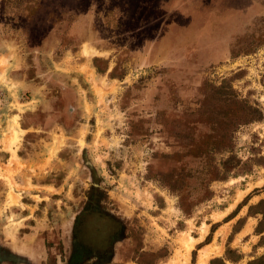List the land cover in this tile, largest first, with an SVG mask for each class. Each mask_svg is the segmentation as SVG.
<instances>
[{
	"label": "rangeland",
	"instance_id": "rangeland-1",
	"mask_svg": "<svg viewBox=\"0 0 264 264\" xmlns=\"http://www.w3.org/2000/svg\"><path fill=\"white\" fill-rule=\"evenodd\" d=\"M4 1L0 52L29 85L13 99H34L10 103L0 57V110L38 106L20 140L4 127L0 264H176L264 196V0Z\"/></svg>",
	"mask_w": 264,
	"mask_h": 264
},
{
	"label": "crops",
	"instance_id": "crops-1",
	"mask_svg": "<svg viewBox=\"0 0 264 264\" xmlns=\"http://www.w3.org/2000/svg\"><path fill=\"white\" fill-rule=\"evenodd\" d=\"M11 53L12 52L10 50L0 52V57L7 58L8 63H10V67L7 71V75L11 80L18 83V86L16 88L17 91L15 95L19 96L25 89L29 87V85L22 78L18 77L17 73L15 75H12V71L15 70L18 60L16 56ZM0 87H3V86L0 85ZM3 89L5 88L3 87ZM8 93H9L8 94L9 96L10 95L12 96L11 100H13V102H10L11 104L13 103L15 104L16 102L20 104H26V103L32 102L34 99V98H30L28 100L18 99L15 101L13 99L14 98L13 96L15 95H12L10 92ZM37 106L38 104L35 103L34 108L27 107L25 110L21 112L17 110L18 111L17 114L19 115V117L26 113L29 114L32 111H34L37 108ZM11 112L12 111L8 110L7 108L4 110V107H2V109L0 110V163L5 164V165L8 163H4L2 160L6 159L9 162L11 158V153L4 148V145H6V148H7L8 142L6 141L5 144H3L2 138L4 136V127L7 123L8 118H10L13 114L16 113V112L11 113ZM19 125L23 131V134L21 136L22 138L26 136V134L29 132V128L27 127V125L23 124L22 121L19 122ZM5 131L10 134L9 131L7 130ZM19 151L18 150L16 151L17 159L21 162L29 163L26 160V158L19 153ZM14 163L11 165L12 167L14 166ZM37 163L38 161L35 162V164ZM2 173L4 174L3 171ZM19 184L24 185V182L22 183L19 182ZM12 191L13 193L16 194L14 189H12ZM7 193L9 194V189ZM246 197L247 195H245L242 199L240 198L241 200L239 199L240 201L234 206V208H232L230 211L226 213L224 212V215L221 218H218L219 220L217 219L215 221L210 222L209 223L210 226L214 225V228L211 232H208L206 236L204 235L207 232V230L203 232L202 236L200 237L197 236L196 238L192 236L196 240L194 242V245L196 244L197 246L195 248L196 252L197 250L198 251L200 250V253H199L200 257H198L199 255L196 254L195 259L192 262V257L190 260V256H191V251H190V256H187V261L185 264H187L189 260H190V264H210V260L215 257L222 258L225 264H247L248 261L254 260L258 258L259 256L264 255V230L260 232L256 231V227L258 226L259 221L262 219V215L260 213L249 214V206L256 204L260 199H264V196L257 195L258 197L257 201L253 204H248L244 208V213L241 215H238V212L241 210V208L245 206L248 200L251 198L250 195H248L246 204L242 205L238 209L236 214L229 216L233 212V210H235L237 205ZM22 199L23 197L21 196V198H19V202L24 203ZM15 204L16 203H14V205ZM207 228H208V225L206 224V229ZM224 230H225V233L222 236L221 234L222 232H219V231H224ZM214 233L215 234L217 233V235L215 236L216 246L212 247ZM207 237H209L208 241H207ZM252 239H254L252 241L253 243L250 244L249 241ZM228 247L234 250L236 254L240 255L241 257L235 260L228 259V257H226V248ZM258 249H263V251L259 252L257 251ZM185 260L186 258L184 257V261L179 262V264H182V262H185Z\"/></svg>",
	"mask_w": 264,
	"mask_h": 264
},
{
	"label": "trees",
	"instance_id": "trees-1",
	"mask_svg": "<svg viewBox=\"0 0 264 264\" xmlns=\"http://www.w3.org/2000/svg\"><path fill=\"white\" fill-rule=\"evenodd\" d=\"M35 2V1H38V0H5V2H7L8 4L9 3H17V5L19 6V8H22V10H28V8H30L31 6V3L32 2ZM37 5L36 6H41V1L38 3L36 2ZM16 14H18V11L16 12ZM98 58H94V65L96 66L97 70L99 72H103V70H101L97 64H95V61H97ZM112 74V73H111ZM254 119H257L255 118L254 116H249V114H241L239 116V120L241 122H250L251 120H254ZM259 119V118H258ZM246 171V169H243L241 172H244ZM214 179H220L218 177H215ZM248 197V196H247ZM247 197L244 198L238 205L237 207L235 208V210H233V212L229 215V216H232L234 214H236V212L238 211V209L246 204L247 202ZM256 214V213H260L262 215V219L259 221L258 223V226L256 227V231L260 232V231H263L264 230V199H260L256 204L254 205H251L249 206V214ZM214 228V225L211 226V230H213ZM207 241H208V237H207ZM195 255H196V251H193L192 253V262L194 261L195 259ZM153 258H155L156 256L158 258L160 257H164L165 256V253L162 252V250H160L159 252H157V254H152ZM226 257H228V259H232V260H235V259H239L241 256L236 254V252L232 249H230L229 247L226 248ZM210 264H225L223 259L222 258H218V257H215L213 259L210 260ZM247 264H264V255H261L259 256L258 258L254 259V260H251V261H248Z\"/></svg>",
	"mask_w": 264,
	"mask_h": 264
},
{
	"label": "bare ground",
	"instance_id": "bare-ground-1",
	"mask_svg": "<svg viewBox=\"0 0 264 264\" xmlns=\"http://www.w3.org/2000/svg\"><path fill=\"white\" fill-rule=\"evenodd\" d=\"M7 77H8V75H7V71H6V76H5V78L7 79ZM12 83V81H6V83L10 86V88L13 90V95H15L16 94V88H17V86H14V85H16V83H13V84H9V83ZM20 109H21V107H19ZM18 119H19V115L18 114H16V115H12L10 118H9V121H7V126L9 127V130L12 132V134L16 137L15 139H17V140H20V137H21V135H22V129H21V127H20V125H19V121H18ZM17 141H14V142H12L11 143V145H10V148L12 147V148H17ZM241 193H245L244 192V190L241 192ZM241 193H239L240 194V196H239V194H238V198L240 199L241 197H242V195L243 194H241ZM237 198V199H238ZM238 199V200H239ZM224 215V213L223 214H220L219 216H217V217H215L216 219H218V218H221L222 216ZM189 239H190V241H191V243H190V245H189ZM196 240L191 236V235H188V237L186 238V241H184V243H185V248H187V251H186V253H185V258H186V260H185V262H182V264H185L186 263V261H187V256H190V251H191V248H192V245H194V242H195ZM176 264H179V260H176V262H175ZM169 264H171V263H169Z\"/></svg>",
	"mask_w": 264,
	"mask_h": 264
},
{
	"label": "flooded vegetation",
	"instance_id": "flooded-vegetation-1",
	"mask_svg": "<svg viewBox=\"0 0 264 264\" xmlns=\"http://www.w3.org/2000/svg\"><path fill=\"white\" fill-rule=\"evenodd\" d=\"M89 203V202H88ZM96 207H94L93 205H87L86 208L83 209L84 212L88 211V210H95ZM85 215H80L76 218L75 220V225H79L80 220L84 217ZM86 253H78L77 251H73L70 254V258L68 263L69 264H73V263H77V264H81L83 258L85 257Z\"/></svg>",
	"mask_w": 264,
	"mask_h": 264
}]
</instances>
